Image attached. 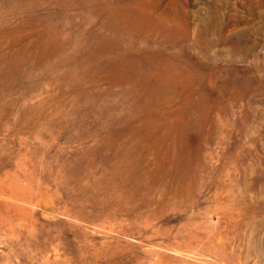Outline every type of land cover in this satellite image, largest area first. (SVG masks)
<instances>
[{"label": "rangeland", "instance_id": "374dc122", "mask_svg": "<svg viewBox=\"0 0 264 264\" xmlns=\"http://www.w3.org/2000/svg\"><path fill=\"white\" fill-rule=\"evenodd\" d=\"M0 264H264V0H0Z\"/></svg>", "mask_w": 264, "mask_h": 264}, {"label": "bare ground", "instance_id": "6f19581e", "mask_svg": "<svg viewBox=\"0 0 264 264\" xmlns=\"http://www.w3.org/2000/svg\"><path fill=\"white\" fill-rule=\"evenodd\" d=\"M166 78V77H165Z\"/></svg>", "mask_w": 264, "mask_h": 264}]
</instances>
